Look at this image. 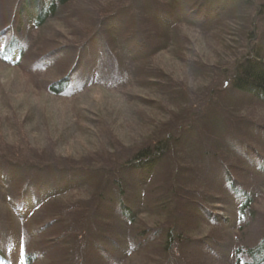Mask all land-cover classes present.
Segmentation results:
<instances>
[{"label":"rangeland","instance_id":"rangeland-1","mask_svg":"<svg viewBox=\"0 0 264 264\" xmlns=\"http://www.w3.org/2000/svg\"><path fill=\"white\" fill-rule=\"evenodd\" d=\"M89 1L92 0H76L72 8L66 11L70 19L67 20L65 15L62 21L51 22L39 31L33 30L29 36V33H25L24 35L27 36L24 40L27 48L24 59L18 67L10 68L0 62V163H3V165L0 164V246L2 245L5 259L9 264H21V253L36 252L39 255L33 264H82V262L85 264L82 251L88 248L87 244L80 239V235L74 232L70 237L65 236L63 241L61 236L50 240L52 236L48 233L39 236V233L35 231L44 222L43 216H39L42 211L23 221L11 215L10 206L5 205L8 199H2V197L5 194L11 199L13 197L11 195H15L17 190V180L11 184L10 188H7L5 182L7 178L5 174L13 172L12 169L7 170L12 161L18 158L21 166H24L23 161L27 165L41 164L43 162L38 161H46L50 172L42 170L44 173L40 174L44 179H49L48 175L51 174L57 183H60L59 180L63 182V177L69 173L71 167L91 169L98 174L106 172L111 176L117 171L122 161L128 160L129 156L133 155L139 145L158 132L157 126L160 125L162 132L169 131L175 138L184 139L186 146L194 153L191 155L199 158L198 161L201 160L202 165L199 166L201 178L196 181V177L188 171L187 178L192 183H205L206 187L200 194L208 196L203 198L206 202L215 201L214 206L216 205L217 208H210V212L215 211L214 215L221 217L225 226L205 227L204 221L208 218L207 214L196 212L191 208L185 209L184 206L177 210L180 217L174 219L164 216V218L168 222L173 219L177 227L182 228L185 225L186 230L192 234L191 238H199L200 241L213 246L210 254L204 252L203 248H198L192 253L193 257L200 261L199 264L202 262L203 264H231V248L235 245V239L238 236L245 238L247 244H250L264 232V177L252 170L245 172L246 168L239 161L235 164L239 167L237 170L241 171L239 175L244 178L246 188L255 194V209L258 216H255L252 226L246 229L243 224H238L236 221L233 200L227 195L224 186L219 183L223 170L213 159L216 157L211 152L215 145L218 146L216 143H220V138L225 139L226 129L241 133L247 118L256 119V121L264 119V108L255 105L247 96H234L230 88H224L221 86V81L215 78L219 70L210 71L213 68L212 64L226 61L225 55H228L229 59L234 56L231 49L237 52L235 48L238 47L240 40L231 31L234 29L233 25L222 22L214 26L216 28H213L214 30L209 34H201L200 31L180 27L173 34L167 35L165 30L147 24L145 27L148 35L145 39L147 46L157 48L156 53L148 60L137 63L131 67V72H128L124 67L125 62L120 60L119 56L118 60H115L109 59L110 56L102 55L100 61L98 60L99 63L95 64L97 70L91 82L98 84L97 87L86 92L80 90L67 93L64 97L53 96L47 92V85L66 75L74 61L60 62L57 66L49 61L42 65L41 60H37L40 56L38 49L46 43H48L47 51L57 46H72L74 42L72 43L70 32L77 31L78 26L81 25L79 20L85 22V12L88 11L85 9L91 5ZM95 1L93 4L96 3L95 5L99 6L111 0ZM151 1L157 4L158 0ZM14 3L15 0L13 2L0 0V28L6 23L3 20H6L5 16L9 15V10L13 8ZM145 3L144 0L143 7ZM135 4L136 0H115L105 10L117 8V6L134 9ZM254 4H256L255 0ZM90 17L92 15L87 14V20ZM263 28L264 23H259V31ZM261 38L264 48L263 31ZM80 51L81 49L77 51L74 58ZM71 53L73 54V51ZM84 55L86 60L91 58L90 52ZM112 59L119 64L112 62ZM219 60L221 61L218 62ZM58 61H61V58ZM197 65H200L198 69H196ZM201 66L209 68L203 72ZM81 76L80 79L74 78V82L78 85L72 89L82 85L79 83H82L85 77ZM112 79L121 81L116 84L118 86L115 85L116 88L109 84ZM209 85L211 87L208 89ZM80 128H82L81 131ZM189 128H194L196 133H184ZM109 130L111 133L107 132ZM109 139L116 148L114 151L109 148L104 152L102 148H105ZM173 163H169V167L166 166L164 171L166 180L174 176L172 183L167 184L166 187L164 183L159 185H162L164 189L168 185L177 186L180 192H184V187L177 185L179 174L177 175V169L174 168ZM43 164L45 166V162ZM25 174L23 169L22 175ZM160 179L164 181L162 176ZM94 181L89 183L87 190L81 189V195L77 190L65 198L64 203L74 205L85 203L87 209L94 211L98 208L102 217L112 219L115 204H112L106 195H103L100 201L93 200L95 197L93 187L96 185ZM150 186L155 190L156 184L151 183ZM104 187L106 186L100 184L97 188L98 196L102 195L101 188ZM163 188L156 191V198L159 197L160 200L157 207L170 195L166 194ZM133 199L134 195L131 193V201L134 203ZM79 214L83 215L84 212ZM146 215L144 213L141 219L146 218ZM191 218L198 224L191 223ZM91 219L94 217L92 216ZM107 222L112 229H115V232L108 233L106 237L115 239L118 232H122L123 227H117L116 222L112 220ZM88 228L90 224L85 221L83 229ZM163 236L161 232L155 238H163ZM106 237L103 242L108 243ZM53 242H57V245L50 248L49 245ZM115 246L113 252L111 249L108 250L113 254L110 264L118 262L116 254L120 252V249ZM190 247L187 245L186 250L193 248ZM142 258L137 255L130 257L126 264H139ZM87 262L103 264L98 253L94 251L91 252L90 260ZM176 264H182L179 258L176 259Z\"/></svg>","mask_w":264,"mask_h":264},{"label":"trees","instance_id":"trees-1","mask_svg":"<svg viewBox=\"0 0 264 264\" xmlns=\"http://www.w3.org/2000/svg\"><path fill=\"white\" fill-rule=\"evenodd\" d=\"M75 1L15 0L9 15H6V20H3L6 23L0 28V62L10 68L18 67L24 59L27 48L24 40L27 35L24 34L29 33V36L33 30L39 31L51 22L62 21L66 11L72 8ZM114 1L111 0L99 6L95 5L96 3L93 4L95 0L89 1L91 5L86 6L85 10L88 9V11L85 12V22L79 20L80 29L70 32L72 43L74 42L72 46L62 45L47 51L48 43H46L38 49L40 56L37 60H41L42 65L49 61L56 66L60 62L74 61L66 75L47 85L49 94L64 97L67 93L80 90L86 92L97 87L98 84L91 82L97 70L95 64L99 63L102 55L110 56L109 59L115 60H118L119 56V59L125 62L124 67L128 72H131V67L137 63L148 60L156 53L157 48L147 46L148 43L145 41L148 38L145 29L147 24L163 29L167 35H171L180 27L200 31L201 34H209L214 30L213 28H216L214 26L224 22L233 25L234 29L231 31L238 36L239 45L235 48L237 52L231 49L234 54L231 59L225 55L226 61L219 60L220 63L212 64L213 68L210 71L219 70V75L217 74L215 78L221 81V86L230 88L234 96H247L255 105L264 108V48L261 43V32H264V28L261 31L258 29L259 23H264V0H255L256 4L254 0H156L157 4L151 0H145V7L142 5L144 0H136L134 9L117 6V8L105 10ZM87 14L92 15L88 20ZM65 18L70 19L67 15ZM80 49L81 51L74 58ZM86 51L90 52L91 57L87 60L84 55L88 53ZM240 51L242 53H239ZM65 54L67 56H64ZM115 54L117 56L114 57ZM60 58L61 61H58ZM114 59L111 61L119 64ZM199 67L200 65H197L196 69ZM201 68L204 72L209 67L201 66ZM81 75L85 77L82 83H79L82 85L72 89L78 85L74 82V78L80 79ZM196 77L199 78V76ZM118 82L121 81L112 79L109 84L116 88ZM210 87L211 85L208 89ZM171 120L173 121V116ZM102 128L105 130V126ZM106 129L108 130L107 127ZM157 130V133L152 134L150 139L136 148L128 160L122 161L117 171L111 176L106 172L98 174L91 169L71 167L69 173L63 177V182L59 180L60 183H57L51 174L48 175L49 179H44L40 174L44 173L42 170L50 172L46 161H38L45 162V166L43 163L27 165L25 161H23L24 166H21L19 159L16 158L9 164L10 167L5 164L7 170L13 171L5 174L8 178L5 182L7 188H10L11 184L17 180V190L15 195H11L13 196L11 199L5 194L2 199H8L5 205L10 206L9 212L20 221L27 220L42 211L39 216H43L44 222L35 231L39 233V236L48 233L52 236L50 240L61 236L63 241L65 236L70 237L73 232L80 235V239L88 246L82 251L84 262L87 264L93 251L98 253L103 264H110L113 254L108 250L111 249L113 252L114 245L120 249V252L116 254L118 260L116 264H126L128 258L136 257V255L143 257L139 264H176L177 258L182 264H199L200 261L193 257L192 253L198 248H203L204 252L210 254L213 246L209 242L206 244L205 241H200L199 238H191L192 234L186 230L185 225L182 228L177 227L173 219L168 222L164 216L176 219L180 217L177 210L184 206L185 209L191 208L196 212L207 214L208 218L204 221L205 227L225 226V223L223 224L224 220L221 217L214 215L215 211L210 212V208H217L216 205L214 206L215 201L206 202L203 198L208 196L200 194L206 187L205 183H192L187 178V171L196 177V181L201 178L199 171V166L202 165L201 160L198 161L199 158L191 155L192 149L186 146L184 139L175 138L169 131L162 132L160 125L157 126ZM186 132L195 134L196 130L189 128L184 133ZM224 132L225 139L220 138V143L217 142L218 146L215 145L216 148L214 147L211 152L216 157L213 159L223 170L219 183L224 186L227 195L233 200L236 221L248 229L254 223L255 216H258L255 209V194L246 188L244 178L239 175L241 171L237 170L239 167L235 164L239 161L246 168L245 172L252 170L264 177V119L256 121V119L247 118L243 132L228 129ZM109 141L111 139L107 141L105 148H102L104 152L109 148L113 151L116 148L115 144L112 145ZM172 162L177 169V175L179 174L177 185H182L184 192H180L177 186L168 185L164 189L162 185H159L164 183L166 187L167 184L172 183L174 176L168 180L164 176L166 166L169 167V163ZM0 164L3 165V163ZM23 169L26 172L25 175H22ZM160 170L161 173H159ZM17 172L20 173L17 174ZM201 174L203 175L202 172ZM161 176L164 181H161ZM93 180L96 181L93 187L95 196L93 200L100 201L103 195H106L112 204H115L112 219L102 217L98 208L94 211L87 209L85 203L76 205L64 203L66 202L64 199L77 190H79L78 194L82 190H87L89 183ZM151 183L156 184L157 189H151ZM100 184L106 187L101 188L102 195L98 196L97 188ZM161 188L170 195L157 207L160 200L159 197L156 198V191ZM131 193L134 195V203L131 201ZM81 212L84 214H79ZM144 213L147 214L146 218L141 219ZM92 216L94 219H91ZM106 220L115 221L117 227H123L122 232H118L115 239L106 237L108 233L115 232ZM191 220V223L198 224L192 218ZM85 221L90 224V228L86 230L83 229ZM161 232L164 235L163 238H155ZM105 237L108 243L103 242ZM56 243H50L49 247L54 248ZM234 244L230 253L231 264H264V232L250 244H247L245 238L239 236ZM187 245L193 248L186 250ZM1 246L0 264H6ZM38 255L36 252L21 253V264H33L35 260L37 261ZM116 255H114L115 259Z\"/></svg>","mask_w":264,"mask_h":264}]
</instances>
